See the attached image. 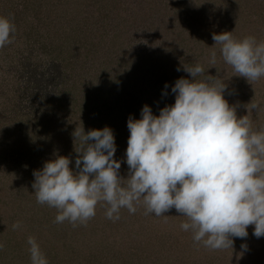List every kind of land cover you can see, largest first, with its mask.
Masks as SVG:
<instances>
[{
  "label": "rangeland",
  "instance_id": "rangeland-1",
  "mask_svg": "<svg viewBox=\"0 0 264 264\" xmlns=\"http://www.w3.org/2000/svg\"><path fill=\"white\" fill-rule=\"evenodd\" d=\"M0 17L15 26L0 48V264H31L30 236L48 264H264V237L251 225L232 248L213 250L181 229L187 218L175 209L156 216L139 203L112 220L101 202L86 223H57V210L38 203L32 188L33 171L54 152L73 167L80 142L73 132L81 126L113 130L126 178L127 119H139L145 104L158 115L174 103L171 86L191 79L183 64L203 66L199 78L224 80L237 116L248 114L253 130H264V77L237 76L212 38L232 31L264 43V1L0 0ZM249 103L260 108L247 113Z\"/></svg>",
  "mask_w": 264,
  "mask_h": 264
},
{
  "label": "clouds",
  "instance_id": "clouds-1",
  "mask_svg": "<svg viewBox=\"0 0 264 264\" xmlns=\"http://www.w3.org/2000/svg\"><path fill=\"white\" fill-rule=\"evenodd\" d=\"M14 32L10 20L0 17V48L12 42ZM212 38L237 76L247 81L264 77V43L254 37L235 39L232 31ZM209 63L215 65V51ZM182 67L191 79L178 78L171 86L174 103L158 115L147 104L139 119L129 115L126 178L119 175L121 161L114 159L115 137L107 126L74 129V140L80 142L73 167L68 156L54 152L33 171L36 200L57 210V223H86L101 202L106 217L118 220L122 208L135 213L142 203L146 213L156 216L175 209L187 218L181 229L213 250L232 248V238H246L250 225L256 238L264 237V130H253L248 114L237 116L224 98V80L199 78L205 73L200 64ZM259 108L257 103L246 107L247 113ZM27 243L31 264H48L35 238Z\"/></svg>",
  "mask_w": 264,
  "mask_h": 264
},
{
  "label": "trees",
  "instance_id": "trees-1",
  "mask_svg": "<svg viewBox=\"0 0 264 264\" xmlns=\"http://www.w3.org/2000/svg\"><path fill=\"white\" fill-rule=\"evenodd\" d=\"M255 2H259L260 1V3L262 4V1H264V0H254ZM240 12H237L236 14H239ZM239 16V15H238ZM259 20H263V19H257V21H259ZM252 26H254V27H256V30H258V25H257V23H254V22H252ZM259 24L262 26H264V22H261V21H259ZM256 36V40L260 37V35L258 36V34H256L255 35ZM54 66V65H53ZM60 69H61V66L60 65H56V66H54V69H53V71H54V73L53 74H55V72H59L60 71ZM43 71V70H42ZM40 74H42L43 75V72L41 73L40 72ZM36 80V79H35ZM42 79L40 78V79H38V80H36V81H41Z\"/></svg>",
  "mask_w": 264,
  "mask_h": 264
}]
</instances>
